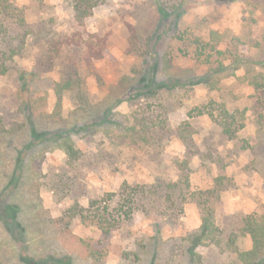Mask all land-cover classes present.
Wrapping results in <instances>:
<instances>
[{
  "label": "trees",
  "instance_id": "trees-1",
  "mask_svg": "<svg viewBox=\"0 0 264 264\" xmlns=\"http://www.w3.org/2000/svg\"><path fill=\"white\" fill-rule=\"evenodd\" d=\"M29 1L41 8L48 5L47 0ZM66 1L73 10L75 28L71 32L50 29L52 20L30 21L26 5L0 0V76H16L20 116L10 121L0 104V226L6 236L15 242H46L45 238L59 237L77 241L92 264H107L115 234L127 231L123 237H133L135 246L126 249L122 257L132 264L148 258L150 264H206L197 248L211 245L235 253L241 264H264V213L244 216L240 231L243 236H251L253 246L240 250L238 231L226 233L215 217L214 200L223 178L217 179L219 183L213 189L191 193L188 167L197 148L190 121L176 129L188 148L187 159L178 162V180L159 179L152 184L125 181L118 191L92 198L88 206L74 202L59 216L44 207L42 190L48 186V178L43 163L48 152L61 150L66 164L73 166L84 157L78 139L99 134L108 140L121 139L162 150L172 133L168 117L171 105L166 95L184 96L199 84L213 91L224 76L244 69L242 79L253 87L255 110L264 120V44L255 46L259 54L249 55L238 42L224 47L216 33L195 35L182 26L186 0H153L158 17L148 36L129 25V52L138 57V62L120 79L113 94L93 104L82 66L95 69L105 59L109 34L90 31L88 21L109 0ZM36 38L43 42L44 58L27 69L19 62L29 42ZM64 53L78 60L71 57L63 79L53 83L56 101L50 109L48 90L35 87L41 80L38 69L50 72ZM66 94L76 103L69 112L65 110ZM125 101L137 106L130 114L117 109ZM244 114L208 99L191 109L188 117L208 115L225 136L235 139L245 126ZM62 185L59 179L54 186L59 189ZM191 195L200 196L201 225L166 239L164 228L181 218ZM21 201L33 209V219L27 224L19 219ZM137 214L150 221L151 233L135 235L128 227ZM77 220L98 236L83 238L76 234ZM7 244L0 235V264H9ZM43 251L35 259L20 255V264H72L69 257L57 260L47 249Z\"/></svg>",
  "mask_w": 264,
  "mask_h": 264
},
{
  "label": "rangeland",
  "instance_id": "rangeland-1",
  "mask_svg": "<svg viewBox=\"0 0 264 264\" xmlns=\"http://www.w3.org/2000/svg\"><path fill=\"white\" fill-rule=\"evenodd\" d=\"M16 1L20 5H26L30 21L52 20L49 27L56 32H71L75 28L73 10L66 0H47L45 8H41L35 1ZM186 1L188 7L183 27L189 28L195 35L210 36L216 33L224 47L238 42L241 50L247 54L260 53L255 46L264 44V0ZM157 17L153 0H109L89 19L90 31L109 34L105 59L97 63L95 69L86 64L82 66L93 104L98 105L113 94L120 79L138 62V57L129 52V25L148 36L155 27ZM164 46L165 44L162 47ZM44 54L42 40L33 39L19 65L31 69L41 63ZM71 57L78 60L77 56L64 53L50 72L38 69L41 80L35 87L48 90L50 109L56 101L52 85L63 79ZM243 75L244 69H240L235 75L227 74L213 91L199 84L195 91L187 95H166V101L171 105L168 117L172 133L162 150L121 139L108 140L99 134L78 139V146L84 152V157L73 166L66 164L65 154L61 150L48 152L43 163L49 183L42 190L44 207L54 216H59L74 202L80 201L88 206L90 199L106 192L118 191L125 181L152 184L159 179L178 180V162L187 159L188 148L178 137L176 129L183 122L190 121L197 148L188 167L191 193L213 189L219 183L217 179L222 177V185L217 188L220 191L214 200L217 223L226 233L233 229L238 231L237 244L240 250L251 249L253 240L250 235L243 236L240 227L244 216L264 213V120L259 116L260 111L255 110V91L247 80L242 79ZM18 85L14 74L0 76V104L10 121L20 117L15 98ZM64 99L66 112L75 109L76 103L72 96L66 94ZM208 99L224 103L231 110L245 112V126L237 138L229 139L225 136L221 127L208 115L192 119L188 117L191 109ZM136 107L133 102L125 101L117 109L121 113L130 114ZM59 179L63 185L57 189L54 185ZM187 198L181 218L164 228L166 239L193 231L201 225L200 196L191 195ZM21 205L19 219L27 224L33 219V209L22 201ZM75 223V233L80 237L98 236L79 224L78 220ZM150 225V221L137 214L128 227L135 235H142L151 233ZM127 234L128 231L122 233V236L115 234L107 264H132L122 257L126 249L131 250L135 246L133 237H123ZM0 235L8 243L5 246L8 247L6 256L9 264H20V255L39 258L45 249L57 260L69 257L72 264H92L77 241L59 237L45 238L46 242H15L6 236L8 234L2 226ZM197 251L206 264H241L235 253L224 252L214 245L200 246ZM150 261L148 258L141 264H150Z\"/></svg>",
  "mask_w": 264,
  "mask_h": 264
}]
</instances>
